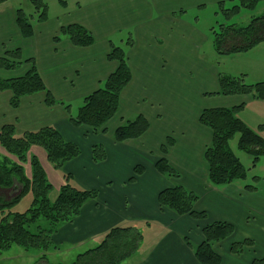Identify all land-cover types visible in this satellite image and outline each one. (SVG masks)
<instances>
[{
	"label": "crops",
	"instance_id": "crops-1",
	"mask_svg": "<svg viewBox=\"0 0 264 264\" xmlns=\"http://www.w3.org/2000/svg\"><path fill=\"white\" fill-rule=\"evenodd\" d=\"M223 1L226 0H107L93 7L88 19L82 18L77 22L63 21L51 29L49 26L46 27L48 20L42 27L36 28L34 25L35 32L31 38H23L17 27V8H12L8 13L0 11V56L8 50L21 48L25 58H35L47 88L57 100L73 103L81 98L83 100L85 96L94 92L116 68V63L107 59L109 40L115 35L113 33L139 24L141 26L135 34V46L141 47L142 58L146 60L150 54L156 53L162 62L166 61L171 65L168 69L161 65L156 66L152 70L159 73V69H162L161 75H151L150 68L143 63V67L150 74L143 69L142 71L146 74L141 72L142 76L147 78L152 76L151 79L158 80L162 87L168 84L169 78H172L171 83H176L181 87H185L188 83L192 87L188 93L176 97L177 100L184 102L193 99L191 102L194 106H192L193 111L189 107H178L181 115L178 112V125L172 128L174 132L164 133L154 140L158 127L147 114L150 123L149 131L138 139L121 143L113 139V132L116 128L111 132L109 140L105 139L110 133L108 126L117 117L109 122L107 134L95 135L87 127H75L71 124L62 105L47 106L45 93L26 96L22 99L20 107L13 108L10 105L11 92L0 91V129L5 124H13L16 127V133L20 135L45 126L56 127L64 139L75 142L81 148L79 157L68 162L63 170L59 171L61 173L59 178L63 173H70L80 187L98 191L97 198L88 201L75 220L60 227L54 236L56 244L62 246L67 244L69 247L94 246L96 244L94 242L100 244L106 232L115 225L140 222L147 224L154 231L156 223L162 226L165 232L145 247L148 252H145L146 254L136 264H200L193 249L187 245L186 239L193 246L199 245L204 239L202 231L204 226L221 221L234 226V232L215 246V250L222 258L221 264H255L256 260H263L262 264H264V174L260 175L258 190L255 192H249L237 183L220 188L211 185L208 180L209 166L204 159V151L211 142L212 132L199 121L202 110L206 108L245 104L244 109L239 112L243 113L254 101H264L253 99L248 95L212 96L215 98L207 95L218 92L219 74H221L215 65L207 61L205 63L202 60L203 57L201 59L199 55V48L203 40H208V37L197 33L196 41L193 43L194 48L197 49V52L195 50L196 56L193 50L191 54L195 59L190 55L185 57L180 19L168 16L170 19L168 33L176 34L172 38L165 35L167 34L165 30L163 31L166 21L163 22L159 18L152 22L156 12L169 14L170 11L174 13L186 7L216 4ZM146 20L147 24H144ZM181 21L184 23L182 19ZM69 23H79L89 29L95 37V44L79 48L68 39L55 43L54 35L59 33L63 25ZM173 30L176 32H172ZM165 40L166 44L163 43ZM258 46H262L261 49H263L264 43ZM92 52L93 57L85 58V60L81 58ZM129 64L133 78L123 94L135 80L133 70L138 69L137 65H132L130 58ZM109 66L114 69L108 71ZM26 70V66L14 71L0 70V76L5 78L21 76ZM222 74L231 75L232 73ZM196 90H199L201 94L198 98ZM204 97L208 99L204 100L207 103L203 101ZM257 105L264 109V103ZM239 117L250 127L256 125L264 136L262 114L253 121ZM160 118L163 119L164 116L158 115L157 119ZM152 127L156 132H150ZM144 136L147 142L141 141ZM168 137L173 139L174 144L169 147L166 158L181 173V177L175 180L160 174L155 166L157 160L164 155L161 147L162 143L166 144ZM143 143L146 145H139ZM95 144H102L107 155L106 159L99 163L94 162L92 157V147ZM35 147L38 146L31 147L30 153L36 149ZM43 153L47 160L45 150ZM31 154L35 155V153ZM137 165H142L145 170L143 174L136 177L135 181H132ZM26 172L28 176H31L30 166L26 168ZM175 182L199 195L195 209L205 211L207 219H195L190 215L180 216L169 209L160 208L158 203L160 191L172 186ZM246 239L251 240L253 246L247 248L241 255L231 252L234 242ZM128 259L122 264H127ZM130 264L135 263L130 262Z\"/></svg>",
	"mask_w": 264,
	"mask_h": 264
},
{
	"label": "trees",
	"instance_id": "trees-1",
	"mask_svg": "<svg viewBox=\"0 0 264 264\" xmlns=\"http://www.w3.org/2000/svg\"><path fill=\"white\" fill-rule=\"evenodd\" d=\"M6 1L8 0H0V4ZM32 1L36 8L37 21L46 22L49 19L47 4L43 0ZM236 1L231 8L223 9L226 19L235 17L243 9H255L263 0ZM33 17L34 15H27L22 8L16 9V24L23 38H31L34 35ZM212 33L213 45L218 54L230 55L253 50L264 43V13L253 17L244 26L218 22V28L212 27ZM62 36H66L79 48L90 47L96 41L93 33L79 23L63 25L53 38L54 42L59 43ZM133 45L132 37L127 39L123 46L115 43L113 39L109 40L107 59L115 62L116 68L94 92L84 97L82 105L76 112L72 103L57 100L47 88L36 59L25 58L21 48L8 50L0 56V70L14 71L22 66L27 67L21 76L7 78L0 76V91L11 92L10 105L13 108L20 107L22 99L26 96L45 93L46 105L49 107L62 105L75 127H87L95 135L106 134L109 131L107 128L109 122L120 113L123 91L133 78L128 56V51ZM245 76L246 74L237 76L219 74V90L215 95H248L264 101V80L248 84ZM244 107L245 104L206 108L200 114L201 125L212 132L211 142L204 151V159L209 166V183L215 187L239 184L248 177L249 168L230 148V141L237 133L240 134L238 148L253 158L251 167L256 168L258 165L260 167L264 163V136L260 130L253 129L238 116ZM149 127L148 119L141 113L132 119L122 118L120 126L113 132V139L118 143L138 139L149 130ZM166 142L167 145L161 147L164 155L157 160L156 169L167 178L179 179L180 171L166 158L174 141L168 137ZM0 145L8 154L0 158V256L14 245H19L26 250L45 251L40 260L48 263L46 252L62 247L55 243V234L62 225L75 220L80 215L82 207L88 201L97 198L98 191L80 187L72 174L63 173L59 193L52 200L50 194L54 189L53 184L38 156L29 155L30 149L33 146L43 147L47 160L61 171L68 162L79 157L81 148L75 142L64 139L54 126H45L18 135L13 124H5L0 129ZM92 157L96 163L106 159V151L102 144L93 145ZM26 163L30 165L31 176L27 175ZM144 170L142 165H137L131 180L135 181ZM260 178L259 174H255L250 181L240 185L249 192H255L258 190ZM29 192L33 194L30 207L23 212L14 211V207ZM2 194L5 197H2ZM199 198L197 193L175 182L160 191L158 203L161 209H169L177 215H190L195 219L205 220L208 217L207 213L195 209ZM202 231L204 236L202 243L193 246L186 239L187 245L193 249L200 264H221L222 258L215 250V246L234 232V226L231 223L215 221L204 226ZM142 240L143 234L138 228L131 225H115L106 232L99 245L79 253L72 264H122L134 255ZM251 246L253 242L249 239L234 242L231 252L241 255ZM262 263L263 260L255 261V264Z\"/></svg>",
	"mask_w": 264,
	"mask_h": 264
},
{
	"label": "rangeland",
	"instance_id": "rangeland-1",
	"mask_svg": "<svg viewBox=\"0 0 264 264\" xmlns=\"http://www.w3.org/2000/svg\"><path fill=\"white\" fill-rule=\"evenodd\" d=\"M43 1L47 4L49 10L48 25H46V27L49 26V29H51V27L54 28L55 26L60 24V22L63 23V21L77 22V20L82 18L88 19L91 9L94 6H98L97 5L98 3L107 0H43ZM236 3H237L236 0H226L223 1V3L186 7L174 13L170 11L169 14L166 13L159 14L156 12V14L152 19V22L156 21L159 18L161 19V21L163 20V22L166 21L165 28L163 25V31L165 30L167 32V34L165 35H168V37L172 38L175 37L176 34L168 33V29H169L168 21L170 20L168 16L170 17L174 16L176 18H179L182 28L181 33L183 34L184 37L183 39L185 44V57L189 55L192 57L193 56L191 55L192 50L196 56L197 49L194 48L195 46H193V43H195L196 41L195 38H197V33L198 34L200 33L203 34L204 37L205 36L208 37V40L205 41L203 40V44H201L199 48V55L201 56V59L203 57L202 60L205 63L207 61L215 65L218 68L219 73H225V74L232 73L231 75H241V73H245L246 74L245 81L248 84L256 83L260 80L263 81L264 80V48L261 49L262 46H257L253 50L247 52L233 53L230 55L218 54L214 48L212 27L217 29L218 22L234 23L239 26H244L247 25L253 17L262 15L264 13V0H263L259 3V5L255 9H243L241 10V13L237 14L235 17L231 19H226L223 9L231 8ZM220 4H223L224 6H221ZM12 8H22L27 13V15H34L33 23L36 26V28L42 27L44 24H46L44 22L37 21L36 8L32 0H8L3 4H0V11H6L5 13H8ZM58 19H60V21H58ZM181 19L183 20L184 23H182ZM148 21L150 22V19ZM144 24H147V20L146 22H144ZM140 26H141L140 24L137 26H130L128 28L121 29L113 33L115 35L112 38L115 41V43L122 46L126 44L127 39H129L130 37L134 39V45L132 48L129 49L128 56L130 60H132V65L133 64H134L133 66L137 65L138 69L136 70L135 68V70H133L135 80L132 83V85L124 92L122 96V100H121L122 110H120L121 111L120 114L117 116L116 120L112 122L113 124L110 123V125L108 126V128L110 129V133L108 134L106 133L107 137H105V139L108 140H109V136H111V132L115 128L120 126L122 122V118L132 119L136 115L141 113L145 115V117L149 121V116H151V118L153 119V123H155V125L158 127V130L156 132V130L152 127L150 132H156L154 140H157L164 133L169 134V132H174L172 128L178 125L177 123V120L179 118L178 112H180L181 115V111L179 110L178 107L181 108L189 107V109L193 111L192 106H194V103L191 102V100L193 99H190L189 101L186 102L179 101L176 99L178 95L180 94L184 95L185 93H188V90H192V87H190L191 85L189 83L186 84L185 87H181L176 83H171L172 78H169V82H167L168 84H165V86L162 87V85L159 83L158 80L153 81V79H151L152 76L149 78L142 76V73L146 74V72L142 71L143 69H145L143 67V63H146L147 67L150 68L151 70L150 72H152L151 75H156V74L161 75L162 69H159V73H156L152 70L155 69L156 66L159 67L161 65L164 68L168 69L171 67V65H169L166 61L162 62L161 59H159V55H157L156 53L150 54L148 56V59L146 60L142 58L140 54L141 47L138 45L135 46L136 45L135 34H137V31L139 30L138 28ZM172 32H176V30H173ZM56 35L57 34H55L54 37ZM65 39H67V37L62 36V40ZM163 43L166 44L167 43L166 40ZM90 57H93V52L90 53L89 55L88 54L84 55L81 58H84L85 60V58L88 59ZM193 58L195 59L194 56ZM198 63L202 64L201 62ZM108 68H109L108 71H112L114 69L112 66H109ZM145 70L149 73L147 69ZM163 71L168 72L167 70H163ZM159 79L163 81L161 77H159ZM195 79L197 78L195 77ZM196 94L198 95L197 98L200 97L201 95L199 90L198 91L196 90ZM214 95L215 94L212 95L210 94V97ZM81 99L75 100L72 103L73 110L75 112L77 111L79 106L82 105L83 100ZM204 100H208V99H205L204 97L203 101ZM203 101L201 102L204 104V102L206 101L204 102ZM257 102L264 103V102L254 101L246 108L245 112L238 113V116L247 118L249 119V121L258 119L261 114L264 117V109L261 106L257 105L258 104ZM158 115H163L164 118L157 119ZM252 127H254L253 129L258 131L256 125ZM176 135H178L177 132ZM239 135L240 134L237 133L231 139L230 148L233 151V153L240 158L243 164L247 168H249L247 179L240 182L241 184H243L250 181L252 176H254L255 174H259V175L264 174V166H263L264 163L260 167L259 165L256 168L251 167L253 160L252 156L238 148ZM143 138L144 139H142L141 141L147 142V138L145 136ZM163 142H165V140H163ZM164 144L165 143H162V145ZM139 145H146V143ZM35 148L36 149H33L34 151H32L31 153H35V155L38 156L39 160L41 161V164L44 166L45 170L48 173V178L54 187V190L50 194V197L52 200H54L59 193V188L63 181L62 180L63 174L61 175L62 179L59 178V174L61 173L50 162L48 163L43 153L44 151L43 147L38 146ZM31 153L29 155H32ZM5 154H7L5 149H3V147L0 145V158H3ZM25 166L28 169L30 165L29 163H26ZM1 196L5 197L3 194ZM32 200H33V194L29 192L21 199L20 203H18L13 210L18 212L26 211L30 207ZM130 225L138 228L143 234V240L139 249L134 253V255L130 259H128V263H127L130 264V262H133L136 264L138 260L141 259L148 252V249L145 250V247L150 245L154 241V239L157 240L159 236L163 235L165 230L163 229L162 226L156 225V223H155L154 231H152L147 224H143L140 222H131ZM151 225L153 226V223ZM94 243H96L94 246L84 245V246H70V247L69 245L65 244L59 250L46 252V254L48 255V263L72 264L79 253L87 249L93 248L96 245H99L98 242H94ZM44 253L45 251L43 250H39V249L26 250L19 245H14L11 249L5 251L3 255L0 256V264H48L44 260H40V257Z\"/></svg>",
	"mask_w": 264,
	"mask_h": 264
}]
</instances>
